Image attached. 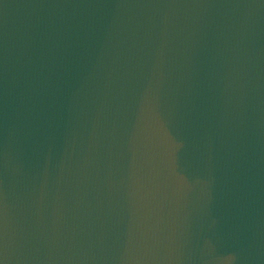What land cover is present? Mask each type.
Returning a JSON list of instances; mask_svg holds the SVG:
<instances>
[{"label": "water", "instance_id": "1", "mask_svg": "<svg viewBox=\"0 0 264 264\" xmlns=\"http://www.w3.org/2000/svg\"><path fill=\"white\" fill-rule=\"evenodd\" d=\"M5 241L9 264H264V4L0 0Z\"/></svg>", "mask_w": 264, "mask_h": 264}, {"label": "clouds", "instance_id": "2", "mask_svg": "<svg viewBox=\"0 0 264 264\" xmlns=\"http://www.w3.org/2000/svg\"><path fill=\"white\" fill-rule=\"evenodd\" d=\"M260 3L264 4V0H260ZM4 160H5V164H7V150H5V153H4ZM0 264H9L7 241H5L4 246H3V254H2V257H0Z\"/></svg>", "mask_w": 264, "mask_h": 264}, {"label": "snow or ice", "instance_id": "3", "mask_svg": "<svg viewBox=\"0 0 264 264\" xmlns=\"http://www.w3.org/2000/svg\"><path fill=\"white\" fill-rule=\"evenodd\" d=\"M0 257H2V246H0Z\"/></svg>", "mask_w": 264, "mask_h": 264}]
</instances>
